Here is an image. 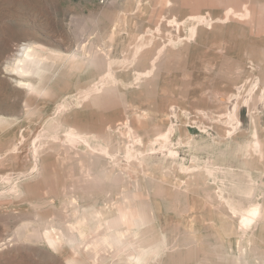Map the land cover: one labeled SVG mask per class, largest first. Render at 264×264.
Wrapping results in <instances>:
<instances>
[{"label":"rangeland","instance_id":"374dc122","mask_svg":"<svg viewBox=\"0 0 264 264\" xmlns=\"http://www.w3.org/2000/svg\"><path fill=\"white\" fill-rule=\"evenodd\" d=\"M28 45L104 62L30 91ZM97 229L141 264H264V0H0V264H132Z\"/></svg>","mask_w":264,"mask_h":264},{"label":"bare ground","instance_id":"6f19581e","mask_svg":"<svg viewBox=\"0 0 264 264\" xmlns=\"http://www.w3.org/2000/svg\"><path fill=\"white\" fill-rule=\"evenodd\" d=\"M107 51H108V49H107ZM102 62H104V61L100 60L97 56H93V54H91V51L88 48H86V46L83 47V48H79L75 52L73 51V53H70L68 55H65V54L63 55V54H58V53L49 51V49H48V51H46V50H43L42 48L28 45V46H24L23 47L20 57L16 60V62L12 66V71L17 76H19V77H21L23 79L20 82L21 86L26 87L30 91H36L37 86L40 85V84L36 85V83H37V81L39 79H41V78H39L41 75L44 76V74H47V73H51V74L56 75V73L61 68H67V69H69V71L96 68L98 66H101ZM38 75H39V77H38ZM52 76H49V77H52ZM46 77H48V76H46ZM51 79L52 78H49L47 81H49V80L51 81ZM42 89H45V87L42 88ZM124 199H126V197ZM98 214L99 215H97V217L99 216L100 219L104 220V217H103V215H101V212H99ZM122 215H123V213H122ZM122 215L119 216V219H120V221H124V223H125L126 222V218L124 216H122ZM142 215H143V213H142ZM107 222L109 223L107 225V229L108 230L116 229V225L117 224L119 225V223H117L118 221L116 219H114V218L111 219V221H107ZM135 222L139 223L138 226H136L137 228L143 223V221H141L142 223H140L139 220L134 221V223ZM136 223L134 225H136ZM120 224L122 225V223H120ZM144 224L145 223H143V225ZM75 230L78 231L79 236H81V238L85 237L84 230H83V227L81 225H78V227H76ZM45 232H46V236L44 238H46V242H47V244H48V246L50 248L56 249V248H59V247L63 246L64 237H63L62 234H58V233H55V232H52V231H50L48 233H47V231H45ZM97 232L98 233H96V235H93L92 238L89 241H86L84 243L85 251L87 252V254L89 256H91V258L94 259V261L98 260L101 254L112 253L114 255H118L120 253H124V254H126V258H127V260L130 263H132V264H141V256L139 255V253L138 254H131V253L127 252L130 248H133V249H135L136 251H139V252L143 251L145 244H143L141 242V240L139 241L137 239V236H133V239H130V238L128 239L127 233L124 232V231H117L113 235H110L107 231L103 232L100 229H97ZM72 235H73V233H72ZM73 244L74 243H72V245ZM75 248H76V246H75ZM78 248H76V249H78ZM152 248H153V250L155 249L154 246ZM148 249H149V251H151V248H148ZM241 251H243V250H241ZM145 254L147 255V254H149V252L148 253L145 252ZM245 254H246V252H245ZM243 255L244 254L242 252V256ZM237 258H238V256H237ZM254 258H258V257L255 256ZM252 261H253V259H252ZM250 262L251 261L249 260V263ZM87 264H88V262H87Z\"/></svg>","mask_w":264,"mask_h":264},{"label":"built area","instance_id":"2783aa9c","mask_svg":"<svg viewBox=\"0 0 264 264\" xmlns=\"http://www.w3.org/2000/svg\"><path fill=\"white\" fill-rule=\"evenodd\" d=\"M101 1H103V0H101Z\"/></svg>","mask_w":264,"mask_h":264}]
</instances>
